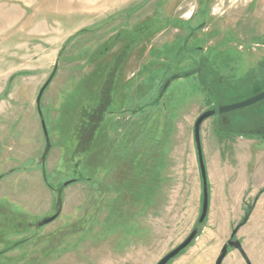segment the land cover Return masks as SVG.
Segmentation results:
<instances>
[{
	"label": "rangeland",
	"instance_id": "rangeland-1",
	"mask_svg": "<svg viewBox=\"0 0 264 264\" xmlns=\"http://www.w3.org/2000/svg\"><path fill=\"white\" fill-rule=\"evenodd\" d=\"M255 32L264 0H0V264H157L195 228L190 245L208 233L222 251L237 226L243 242L254 211L244 229L257 232L264 137L251 134L264 107L260 120L248 107L228 113L239 122H203V223L194 137L203 112L264 81ZM58 58L41 102L43 160L36 99ZM252 248L264 264V240Z\"/></svg>",
	"mask_w": 264,
	"mask_h": 264
},
{
	"label": "water",
	"instance_id": "water-1",
	"mask_svg": "<svg viewBox=\"0 0 264 264\" xmlns=\"http://www.w3.org/2000/svg\"><path fill=\"white\" fill-rule=\"evenodd\" d=\"M58 67H59V58L56 60L52 73L50 74L47 81L41 87L38 93L37 99H36L37 109H38L39 116L41 117L42 129H43L45 140H46V147L42 155L43 160L46 159L52 147V143L50 140L47 123H46V120L44 119L41 102H42V97H43L45 90L47 89V87L49 86V84L51 83V81L53 80V78L55 77L57 73ZM168 84H169V81H168ZM262 100H264V90L250 98H247V99H244V100L232 103V104L224 105L219 108V112L226 113V112L236 111L239 109L250 107ZM214 113H215L214 110H208V111L203 112L196 119V122L194 124V137H195L198 161H199L200 171H201L202 181H203V203H202V212L199 218V223H203L205 221L208 215L209 202H210L209 187H208V173H207V167H206V163L204 159L202 139H201V126L203 122L207 118L211 117ZM58 216H59V213H56L55 215H52L50 217H45L40 221L39 224L40 225L48 224L54 221ZM246 218L248 219V216ZM238 229H239V226H237L236 229L233 231L232 238L229 239L227 243L224 244L219 257L216 260V264L223 263L225 257L227 256L229 252L230 247L238 249L243 255V257L245 258V260L247 261V264H252L243 248L241 241L239 239H234L238 232ZM197 235H198V229L195 228L192 230L190 235L181 244H179L177 247H175L169 253H167L157 264H168L172 259L178 256L185 248H187L193 242V240L196 238Z\"/></svg>",
	"mask_w": 264,
	"mask_h": 264
},
{
	"label": "crops",
	"instance_id": "crops-1",
	"mask_svg": "<svg viewBox=\"0 0 264 264\" xmlns=\"http://www.w3.org/2000/svg\"><path fill=\"white\" fill-rule=\"evenodd\" d=\"M243 208V202L237 206V209ZM257 205L255 209H258ZM261 208V207H260ZM255 215L254 213L249 217L248 221L241 227L244 232L242 233L243 248L252 264H263L262 261L255 260V253L251 251L254 249L253 243L261 242L264 240V219L259 220L257 232H252L250 229H244L245 225ZM235 222L229 216L227 217V225H233ZM240 228V229H241ZM221 241L215 235L204 234L195 243L187 247L180 253L170 264H216L217 257L221 252ZM222 264H247V261L238 249H231L225 257Z\"/></svg>",
	"mask_w": 264,
	"mask_h": 264
},
{
	"label": "flooded vegetation",
	"instance_id": "flooded-vegetation-1",
	"mask_svg": "<svg viewBox=\"0 0 264 264\" xmlns=\"http://www.w3.org/2000/svg\"><path fill=\"white\" fill-rule=\"evenodd\" d=\"M264 35H260V33H257V32H255L254 33V36L253 37H251V39L254 41V42H252L254 45H253V47H252V50L254 49V48H256V49H258V47H260V43L258 42V40L259 39H261L262 37H263ZM233 38H235L233 35H232V37H230L229 35H227V37H225V39H224V41H230V40H232ZM251 40V41H252ZM251 43V42H250ZM259 45V46H258ZM182 47H180V49H181ZM179 49V50H180ZM201 49V48H200ZM198 64H199V72H202V70H203V67L204 66H207L208 67V64H209V66H210V62H209V60H208V58L207 57H205V56H202L201 57V59L199 60V62H198ZM207 64V65H206ZM239 65H241L242 63H238ZM257 64L258 65H263L264 66V58L263 59H260V60H258L257 61ZM252 71V68L251 69H249V70H247V72L248 73H250ZM262 79V78H261ZM261 79H260V81H261ZM259 81V82H260ZM257 82H255V84H254V87H253V89H252V96H254V95H256V94H258V93H260L261 91H263L264 90V81L263 82H261L260 84H256ZM252 96H250V97H252ZM250 97H248V98H250ZM247 99V98H246ZM232 104V103H231ZM221 105V104H220ZM220 105H217V104H215V105H213V107H212V109H209V110H214L215 111V113L212 115V116H217L218 117V120H219V124H222V125H224V126H226V125H230V124H232V123H235V122H239V121H241V120H239V119H235L234 121L230 118V116H229V114L228 113H231V112H226V113H220L219 112V108L220 107H222V106H224V105H222V106H220ZM228 105V104H227ZM215 106V107H214ZM250 107H255V109H254V112H255V115H256V118H258V120H260L261 118H262V114L259 112V110H258V108H261V107H264V100H262V101H260V102H258V103H256V104H254V105H252V106H250ZM246 108H248V107H246ZM244 109V108H243ZM211 116V117H212ZM264 129V128H263ZM245 135V134H244ZM259 137H264V135H258Z\"/></svg>",
	"mask_w": 264,
	"mask_h": 264
},
{
	"label": "trees",
	"instance_id": "trees-1",
	"mask_svg": "<svg viewBox=\"0 0 264 264\" xmlns=\"http://www.w3.org/2000/svg\"><path fill=\"white\" fill-rule=\"evenodd\" d=\"M252 120H255V118L252 117L249 121H252ZM241 134H243V133H241ZM150 135H151L152 138H154V136H152V134H150ZM245 135H249V134H245ZM251 135H254V136L264 135V129H263V128H262V129H258L254 134H251ZM146 136L148 137V132H147ZM157 143H158L157 147L160 146V145H159L160 142H157ZM144 166H145L146 173L148 174V175H146V176H147V178H148L147 182H149V183H147V184H149V185H148V187H149V186H152V185L154 184V180H155L154 177H156V175H155V174L153 173V171H152L154 168H152V167L149 168V166L146 165V164H144ZM143 173H144V172H143ZM150 173H151V174H150ZM153 179H154V180H153ZM124 180H127V179H124ZM124 188H125V187H124Z\"/></svg>",
	"mask_w": 264,
	"mask_h": 264
}]
</instances>
